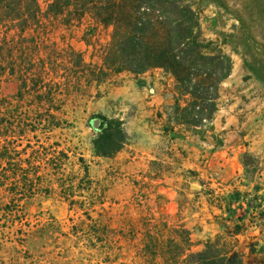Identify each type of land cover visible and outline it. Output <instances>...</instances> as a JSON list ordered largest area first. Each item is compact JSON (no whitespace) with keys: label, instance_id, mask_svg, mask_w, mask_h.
<instances>
[{"label":"rangeland","instance_id":"obj_1","mask_svg":"<svg viewBox=\"0 0 264 264\" xmlns=\"http://www.w3.org/2000/svg\"><path fill=\"white\" fill-rule=\"evenodd\" d=\"M187 1L203 37L215 43L213 53L232 60L214 119L178 123L184 93L160 69L109 72L101 84L71 89L59 113L63 125L29 132L22 144L30 140L43 153L60 144L70 156L61 172L42 161L41 191L21 206L11 205L0 187V264H167L179 227L189 231L192 251L221 236L244 254V264H264V0ZM40 3L46 9L49 1ZM51 23L49 42L71 45L87 64H103L111 27L88 18ZM14 35L0 29V37ZM18 84L4 76L0 97L13 99ZM152 88L160 89L158 101ZM99 115L120 118L130 135L111 159L94 152ZM79 158L89 167L90 183ZM82 179L75 199L86 205H73L62 185Z\"/></svg>","mask_w":264,"mask_h":264},{"label":"trees","instance_id":"obj_2","mask_svg":"<svg viewBox=\"0 0 264 264\" xmlns=\"http://www.w3.org/2000/svg\"><path fill=\"white\" fill-rule=\"evenodd\" d=\"M48 1L44 9L40 0H0V29L15 32L10 39L0 37V82L9 75L19 83L13 99L0 97V187L8 192L13 206H21L41 191L43 176L38 165L42 161L60 173L70 158L57 143L50 153L36 150L30 140L25 147L22 144L29 132L41 129L50 133L63 125L59 113L71 89L101 84L109 72L142 74L161 69L184 93V106L177 104L178 123L198 126L214 119L221 84L232 72L231 58L213 53L215 43L203 37L200 18L187 0ZM59 18L69 25L88 18L113 29L102 65L87 64L71 45L49 42L51 20ZM22 113L25 115L20 117ZM98 118L94 152L99 158L111 159L129 145L130 135L120 118ZM29 149L31 153L24 158ZM46 154L49 156L43 159ZM78 161L90 183L85 159ZM83 180L79 185H62L70 192L73 205H86L75 199L76 190H83ZM174 232L177 238L171 244L175 252L165 259L167 264H244V254L221 236L209 239L202 250L192 251L189 231L179 227ZM260 252L264 253V245Z\"/></svg>","mask_w":264,"mask_h":264},{"label":"crops","instance_id":"obj_3","mask_svg":"<svg viewBox=\"0 0 264 264\" xmlns=\"http://www.w3.org/2000/svg\"><path fill=\"white\" fill-rule=\"evenodd\" d=\"M161 70V69H160ZM155 79V84H154V86H157L158 84H159V79H157V78H154ZM159 86V85H158ZM154 89V91H155V93H156V91H157V95H155V93H154V95H155V97L154 98H156L157 97V101L159 100V97H160V95L158 94V92H160V89L158 90V89H155V88H153ZM156 101V100H155Z\"/></svg>","mask_w":264,"mask_h":264},{"label":"built area","instance_id":"obj_4","mask_svg":"<svg viewBox=\"0 0 264 264\" xmlns=\"http://www.w3.org/2000/svg\"><path fill=\"white\" fill-rule=\"evenodd\" d=\"M154 93H155V91H154V89L152 88V89L150 90V94H151V95H154Z\"/></svg>","mask_w":264,"mask_h":264}]
</instances>
